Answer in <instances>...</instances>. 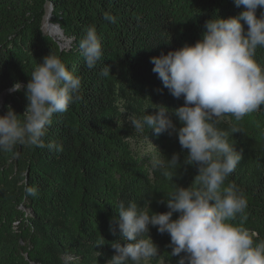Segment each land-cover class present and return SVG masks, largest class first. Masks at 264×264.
<instances>
[{"label": "trees", "instance_id": "obj_1", "mask_svg": "<svg viewBox=\"0 0 264 264\" xmlns=\"http://www.w3.org/2000/svg\"><path fill=\"white\" fill-rule=\"evenodd\" d=\"M48 6L50 22L70 40L66 48L43 32ZM242 10L234 0H0V97L7 94L0 115L11 106L24 119V90L8 89L15 82L26 85L46 55L59 56L82 82L80 99L53 116L45 137L62 151L19 144L0 151V264H107L115 255L112 243L120 240L116 209L121 200L153 213L168 210L160 201L175 184L189 187L198 171L184 164L187 150L176 135L155 136L147 128L137 133L128 119L164 105L181 126L175 109L184 104L183 97L164 87L150 58L194 44L206 20ZM106 12L115 23L104 19ZM90 26L103 49L94 68L87 67L78 47ZM255 59L264 65V47L257 48ZM106 67L110 74L101 76ZM216 127L242 153L225 184L235 183L248 207L232 223L256 233L259 242L264 240V106L240 121L226 114ZM144 142L152 148L147 154L141 152ZM173 154H179V165L152 166L153 157L166 162ZM29 187L36 195L27 193ZM149 236L159 254L147 262L177 264L170 236L151 226Z\"/></svg>", "mask_w": 264, "mask_h": 264}, {"label": "clouds", "instance_id": "obj_2", "mask_svg": "<svg viewBox=\"0 0 264 264\" xmlns=\"http://www.w3.org/2000/svg\"><path fill=\"white\" fill-rule=\"evenodd\" d=\"M234 5L243 10L236 16L206 20L194 44L150 58L152 71L164 87L173 97H183L184 104L175 109L181 126L173 123L164 105L154 108L153 114L146 111L128 119L137 133L147 128L155 136L176 135L181 149L187 150L184 164L196 166L198 174L189 187L175 184L168 198L160 201L166 204L165 212L153 213L134 201L121 200L116 209L120 240L112 243L115 255L107 264H144L156 257L159 248L149 236L150 226L170 236L177 264H264V240L257 242L256 233L232 223L248 207L237 185L225 184L242 153L229 143V134L216 127L226 114L240 121L264 106V65L255 59L257 48L264 47V0H234ZM104 19L116 22L107 12ZM78 47L88 68H94L103 56L95 27L87 29ZM109 74L110 67L100 72ZM81 83L59 56L43 57L26 85L15 82L8 89L9 93L24 90L27 105L22 121L11 106L0 115V151H12L18 144L62 151L58 143H45V137L53 116L65 113L80 99ZM176 165L179 154L166 162L152 159L154 168ZM26 191L36 195L31 187ZM110 231L117 233L111 222Z\"/></svg>", "mask_w": 264, "mask_h": 264}, {"label": "rangeland", "instance_id": "obj_3", "mask_svg": "<svg viewBox=\"0 0 264 264\" xmlns=\"http://www.w3.org/2000/svg\"><path fill=\"white\" fill-rule=\"evenodd\" d=\"M48 9H49V6L47 7V14H48ZM53 29H56L57 32H58L57 25L52 24L50 22V20L49 21H46V17H45V20H44V23H43V32L44 33H50V30H53ZM58 34H59L58 36H53V37L57 38L58 41H59V43H66V39H64L63 35L62 34L60 35V33H58ZM151 150H152V148H151V146L148 143L144 142L142 144V146H141V152H142V154H147ZM144 264H149V263L148 262H144ZM160 264H164V263H160Z\"/></svg>", "mask_w": 264, "mask_h": 264}, {"label": "water", "instance_id": "obj_4", "mask_svg": "<svg viewBox=\"0 0 264 264\" xmlns=\"http://www.w3.org/2000/svg\"><path fill=\"white\" fill-rule=\"evenodd\" d=\"M51 11H52V7L49 6L48 14H47V16H46V19H47V20L50 19V12H51ZM49 26H50V25H49ZM55 28H56V27H55ZM57 29H58V32H59L60 35H61L62 32L59 30V27H58V26H57ZM50 36L53 37L52 35H50ZM53 38H54V40L58 41L57 38H55V37H53ZM58 43H59V41H58ZM69 43H70V40H67V39H66V43H59L60 49H63V48L68 47ZM6 95H7V94H3V95L0 97V101H2V99H3Z\"/></svg>", "mask_w": 264, "mask_h": 264}, {"label": "bare ground", "instance_id": "obj_5", "mask_svg": "<svg viewBox=\"0 0 264 264\" xmlns=\"http://www.w3.org/2000/svg\"><path fill=\"white\" fill-rule=\"evenodd\" d=\"M46 21H49V20H47L46 19ZM59 32H57V30L56 29H53V30H50V35H52V36H58L59 34H58ZM1 102V101H0Z\"/></svg>", "mask_w": 264, "mask_h": 264}]
</instances>
